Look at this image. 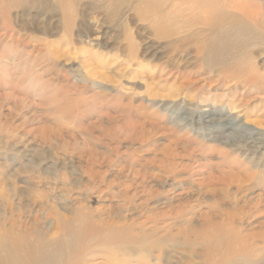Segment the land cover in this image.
Instances as JSON below:
<instances>
[{
  "label": "rangeland",
  "instance_id": "1",
  "mask_svg": "<svg viewBox=\"0 0 264 264\" xmlns=\"http://www.w3.org/2000/svg\"><path fill=\"white\" fill-rule=\"evenodd\" d=\"M236 2L260 12L264 21V0ZM50 3L46 11L30 0L11 9L0 2V35L6 31L25 43L15 48L8 35H1L2 43L12 44L11 56L22 54L9 64L23 68L37 59L41 81L71 90L61 101L63 108L54 112L34 94H16V101L0 91V225L13 222L45 239L60 233L62 219L82 211L99 226L124 221L131 225L124 232L141 242L133 257L94 247L80 264H264V154L244 156L210 144L189 129L181 131L169 117L178 106L195 109L199 96L224 93L210 108L225 105L226 114L264 135V87L245 95L230 78L219 81L221 62L234 47L237 61L252 59L249 69L264 80V29L233 32L232 41L209 58L202 45L208 31L188 20L160 32L157 15L140 12L144 0H121L114 16L109 2L94 8L83 1L70 18L55 0ZM168 4L163 14L184 18L195 13L191 5L177 1L180 7L174 10ZM254 33L260 37L252 39ZM2 64L0 89L7 81ZM97 97L104 99L101 106ZM231 102L238 110L227 107ZM98 106L106 113L99 116ZM99 121L100 128L91 126ZM126 121L135 124L132 131ZM184 138L193 140V147L180 145ZM208 148L218 152L207 155ZM89 152L97 154L92 164ZM221 163L226 164L219 167L222 172L213 173H223L226 186L209 181L199 186L200 177L190 179L188 172L196 166ZM168 169L181 174L172 180ZM135 171L144 174L150 195L142 188L134 191Z\"/></svg>",
  "mask_w": 264,
  "mask_h": 264
},
{
  "label": "bare ground",
  "instance_id": "2",
  "mask_svg": "<svg viewBox=\"0 0 264 264\" xmlns=\"http://www.w3.org/2000/svg\"><path fill=\"white\" fill-rule=\"evenodd\" d=\"M22 1L23 0H0V2L2 3L6 2L8 4L9 9L17 8L22 3ZM50 1L51 0H30L31 4H38L41 9L46 11L51 8ZM83 1L94 8H100L98 6L100 5V3L106 4L107 2H109L112 6V8L109 9V13L113 16L119 14L120 10L122 9L121 0H55V2L58 3L61 8L62 14L65 16H69V18L71 15L73 17V15L75 14L76 7L79 5L80 2ZM177 1L180 2L181 6H183V4L191 5L190 8H193V11L195 13L189 17L184 18H181L172 13H169L168 15L163 14L167 8V2L169 3L168 7L174 10L180 7L176 4ZM235 1L236 0H144L140 12L143 16H146L150 12H154L158 17L156 22V28L160 32H166V30L168 29H177V25H179L181 21L187 22L188 20H191V23H194V25L199 26L202 32L208 31L206 32V36L203 38L202 45L203 49L208 54V57L213 58L215 57L213 55L219 53V50L217 49H219L221 44L223 42L228 41V39L231 40L229 36L233 34V32L243 35L248 30L247 28H249V26L254 29H257L258 31L256 33L261 31L259 30V28L264 29V26H262L264 25V21L263 19H260L258 15V13L260 12L257 13L255 11H248L244 7L238 5L240 2L237 4V2L234 3ZM29 5L30 4H28V6ZM143 16L141 17L143 18ZM4 32L5 33H2L1 35L7 36V32ZM256 33L253 34L252 39H257L258 37H260H255ZM1 35L0 48L2 47L6 49L0 50V63H3L1 65V71L7 80L5 83V88L0 89V91L5 92L3 94V97H5L6 99L16 100L14 99L16 97V94L27 95V98L30 94H34L35 97H38L39 100H41V106L46 108L49 107L53 112L63 108V104L61 101L62 99L68 98V94L71 90L69 91V89H66V86L58 87L50 84L48 81H41L39 75V71L41 70H36V67L39 65L37 63V59L30 61V65L24 64L25 66L23 65L24 67H21L22 69L18 66H13L12 64H9V61L14 56H22L21 53H16L11 56L10 52H13L11 48L13 42L16 44L14 45L16 46L15 48H25V43L22 37L16 38L14 35H8L11 38L10 43L12 44H5L2 43L3 41ZM236 48L234 47L233 50L229 51L228 56H226V59L224 58L225 60L221 62V75L223 77L219 81L223 83L224 79H226L225 81H227V79L230 78V81L236 82L235 84L233 83L234 85L237 84L235 89L241 88L244 91L245 95L252 92V89H254L255 87L256 88L254 90L256 92L257 89H260L259 91H262L264 87V80H261L257 72H251V68L249 69L247 64L248 61H251L252 59H244L238 62L236 53L233 52ZM240 48L242 49L243 47L241 46ZM19 49V51H21V48ZM222 49L224 50V48ZM227 59L229 61H232L233 65H231ZM46 72L47 71H44V73ZM14 81L15 84L10 83ZM238 85H240V87H238ZM230 94L231 96L233 95L231 92ZM225 95L226 94L224 93L223 95L215 93L214 95L208 97L199 96L197 97L198 99L195 100V103L193 104L194 106L192 105L195 109L190 108L188 106L175 107V109L171 112L169 116L170 120H172L174 122V125L179 127L181 131L189 129L191 133L201 135L202 139H205V141L210 144L227 146L232 149L231 151L241 152V155L244 156L246 153H250L253 155H257L259 153L264 154V135L262 134V131L261 133L254 131L255 129L253 128H247L245 127L246 123L239 119L240 117L232 116L231 114H226L225 105H222V107L217 111L210 108L211 104H213L215 100L222 101L223 98L226 97ZM233 97L234 96H232V98ZM97 98L99 99L101 106V104L104 102V99H102V97ZM227 107H233V109H237L239 106L237 107L235 103L231 102L228 104ZM94 110L97 111V114L99 116H101L103 113H106L103 112L99 106L95 107ZM174 114L176 115L175 117H173ZM182 115H189V118H187L186 116V118L179 121V118ZM109 119L113 120L114 118L109 117ZM182 122H185V124H182ZM125 123L126 126L129 127L128 129L131 131L135 127V124H133V122L131 121H126ZM99 125L100 121L96 124H92L91 126H95V128H100ZM87 129L85 128V130ZM183 142H185V144H180L178 142H175V144L190 145L191 147H193V140L190 141L184 138ZM215 151H217V149L208 148L205 150L207 155H211ZM96 155L97 154L95 152H89L88 158L89 161H91V164L93 163L92 161H94ZM236 162H238L240 166L245 165V163L243 164L238 160H236ZM248 164H250V160ZM222 166H226V164L221 163L216 164L215 166H213L212 164L204 166L198 165L196 166L197 169H195L194 171H189L188 173L190 179H192L193 177H200L198 181L199 186L204 185L206 181H209L208 183L221 184L224 183L226 180L225 175L223 173H218L219 176H217L213 173V171L222 172V170H218L219 167ZM227 167L230 166L227 165ZM89 170L91 171V168H89ZM173 170L175 169H168L166 171L167 173H165L167 177L171 178L172 180H174L178 174H181ZM182 170H185V166H182L180 172H182ZM262 173H264V171H262ZM92 175L97 176V174L95 173H92ZM133 177L135 178L136 184V188H133L134 191H136L137 188H142V193L150 195L152 187L144 186V174H140V171H135L133 172ZM137 177L140 178V181L138 183L136 182ZM160 183L163 184L162 181ZM131 187L132 186L129 185L123 189L122 195L124 199H128L126 197ZM136 194H133L131 198H134ZM179 215L180 213H178L176 217L177 219H179ZM98 224L100 225V223ZM4 225L5 224L0 225V264H80V257L85 256L87 254V251L94 247L116 248L118 254L127 255L128 257H133L134 250H136V248L141 247V242H139L138 239L135 238L132 233L131 235H127L124 232V230H131V225L128 226V224L124 223V221H119L111 222L109 224H107L106 222L104 223V226H99L96 225L95 222H93L92 219H90L88 215H85L82 211L77 212L75 215H73L72 219L70 220L62 219L60 233L58 235H50L48 238L45 239L42 233L41 235L38 232H31L29 231L30 229L26 227L22 228L13 222L9 225V227H5ZM191 232L195 233V231Z\"/></svg>",
  "mask_w": 264,
  "mask_h": 264
}]
</instances>
